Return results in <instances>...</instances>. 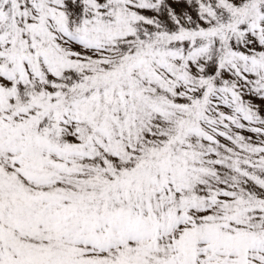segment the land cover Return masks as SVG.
Listing matches in <instances>:
<instances>
[{"label":"snow or ice","instance_id":"6c2138e0","mask_svg":"<svg viewBox=\"0 0 264 264\" xmlns=\"http://www.w3.org/2000/svg\"><path fill=\"white\" fill-rule=\"evenodd\" d=\"M0 264H264V0H0Z\"/></svg>","mask_w":264,"mask_h":264}]
</instances>
